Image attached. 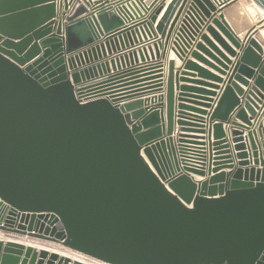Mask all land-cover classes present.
Listing matches in <instances>:
<instances>
[{
    "label": "water",
    "instance_id": "obj_1",
    "mask_svg": "<svg viewBox=\"0 0 264 264\" xmlns=\"http://www.w3.org/2000/svg\"><path fill=\"white\" fill-rule=\"evenodd\" d=\"M238 1L0 0V231L30 243L0 239V264H87L74 253L108 264H264V118L250 129L264 107L254 38L264 0H250L263 18L244 34L207 126L178 111L184 133L172 136L174 91L187 78L169 60L164 83L161 69L172 36L179 57L199 34L226 59L201 29L235 56L221 36L241 44L221 11ZM233 77H253L251 117L234 112L242 123L229 118L242 94ZM214 118L231 125L236 154Z\"/></svg>",
    "mask_w": 264,
    "mask_h": 264
},
{
    "label": "crops",
    "instance_id": "obj_2",
    "mask_svg": "<svg viewBox=\"0 0 264 264\" xmlns=\"http://www.w3.org/2000/svg\"><path fill=\"white\" fill-rule=\"evenodd\" d=\"M94 1V0H92ZM150 0H145L146 3H148ZM170 0H166V3H168ZM218 9L220 8L219 6H216ZM90 8V6L88 7ZM165 7L163 8V10L160 12V14L158 15V19L160 18L161 14L163 13ZM90 10V9H89ZM255 12H254V11ZM69 10H64L63 7L59 8L56 12V14L60 17L62 15V13L64 12H68ZM222 13H224V18L225 20L230 24V26L233 28V30L236 32V37L238 39V41L241 44V47H235L225 36H221L225 42L234 50V52L236 53L235 56L231 55L230 53H228L220 44L219 42L213 37L211 36L206 29H201V31L203 33H206L208 36V39L222 52V54L226 57V59L221 58L206 42H204L201 39V36L195 35L193 37H191L190 41L188 40L189 44H186L185 46H183V53L182 56L179 57L172 49L171 47L173 46L171 44L173 37H171L170 42L168 44L167 50H166V54H165V59L164 62L161 63V69H162V74H163V82L165 83V79H166V75H167V63L169 60H172L174 62V70L177 71L178 73V78L180 79L182 76H185L187 78L186 81H182L179 80L177 81V88L175 89V103H174V132L172 134V136H176L177 133H184L182 131H179L180 129V125L177 123V120H179L178 114L176 112H182L188 115H194V116H198V117H202L205 118V126H207V120H208V114L211 111L212 107L215 104V101L217 100L218 95L220 94V91L222 89V87L224 86V83L227 79V77L230 74V70L232 68L233 63L235 62V60L237 58L240 57L242 49L244 48L243 44H244V34L246 33V31L255 26L259 20H261L263 18V16L261 15V13L256 10L253 9V6L251 4V2L249 0H239L238 2L231 4L229 6H227L226 8L222 9L221 11ZM184 14V13H183ZM213 14H215V16L217 17L219 15V12L216 11ZM255 15V16H254ZM57 18V17H56ZM182 18V16H181ZM209 24H212L211 22ZM213 25V24H212ZM178 26V25H177ZM214 26V25H213ZM214 28H216L214 26ZM216 30H218L216 28ZM264 31V30H261ZM260 31V32H261ZM254 38H256V40L258 41V43L263 46L264 45V36H260L259 33H257L256 35H254ZM196 43H201L203 44V46H205L209 52H204L202 50H198L195 48ZM136 46H141V45H136ZM162 48L159 49V53L161 55L162 53ZM197 52L200 56H202V58H205L206 60H208L209 62H211L212 64H214L219 70L211 67L210 65L206 64L205 62L199 60L197 57L192 55V52ZM211 54L213 56H215L216 58H218V60H220V64L217 63V61H215V59H213V57L211 56ZM185 61H191L194 64H197L198 66L206 69L207 71H209L210 73L214 74L217 76V78H207L205 76H201L198 71L193 68V67H186L184 65ZM184 74V75H182ZM236 74H239L240 76H242L243 78H247L246 75H244L241 72H237ZM199 82H204L206 85H200L201 83ZM232 82H234L236 85H238L241 89H242V94H238V98L240 99V101H238V103H236L233 107L232 113L229 115V118L233 121L242 123L240 121V119H238L235 115L234 112H236L238 109H244L246 115L248 117H251L249 115V112L245 109V102H247V97L250 98V94H251V87L253 85V77L252 78H248V84L247 85H243L242 83H240L237 79H235V77H233ZM181 86H186L185 89H183L181 91ZM164 88L165 86H163V90L161 91H157L155 93H146L144 95H141L140 98L144 99L150 96H154V95H159V94H164ZM178 94H182L186 97H184L183 99L186 101H180L178 100ZM180 104H185L186 106H191L190 108H182V109H178L180 106ZM258 104V108L255 109L256 112V116L250 119V122L252 123L250 126V129H253V125L255 124V119L258 115V119H262L264 118V107L261 110L262 106L260 103H256ZM193 108H199L202 110H205L204 114H199L196 113L197 111H193ZM261 110V111H260ZM187 116V115H186ZM189 118V117H188ZM214 123H219L221 122L222 127L225 131V138L228 143L230 144V149H232L231 154H236V150L233 149V145L234 143L231 141V135H230V127L231 125L229 123H226L225 121H220L219 119L214 118L212 120ZM207 129V127H206ZM247 129L244 130L243 136L246 135ZM186 134H190V135H197V136H206L207 134H201V133H194V132H189ZM213 140V138H212ZM258 140H260V138L258 137ZM233 159L236 161H238V159H236V157H233ZM223 171H229V168H223L221 169ZM213 174V173H212ZM194 176V178L196 180H202L205 177H201V176H197V175H191ZM6 234V237L3 238V241H7V240H15L17 242H22L25 246H28L27 241H25L27 239V237L23 236V235H19V234ZM10 236V237H9ZM33 246H36V248H40V246L33 244Z\"/></svg>",
    "mask_w": 264,
    "mask_h": 264
},
{
    "label": "bare ground",
    "instance_id": "obj_3",
    "mask_svg": "<svg viewBox=\"0 0 264 264\" xmlns=\"http://www.w3.org/2000/svg\"><path fill=\"white\" fill-rule=\"evenodd\" d=\"M251 4H253V3L251 2ZM253 9L258 10L261 13V15L263 16V12L257 6L254 5ZM259 35L261 37L264 36V31L259 32ZM59 253L63 254L62 252H59ZM73 257L78 258V259L82 260L83 262H85L87 264H108V263H105V262H102V261H98V260H95V259L82 258V256H79L78 254H75V253L73 254Z\"/></svg>",
    "mask_w": 264,
    "mask_h": 264
},
{
    "label": "built area",
    "instance_id": "obj_4",
    "mask_svg": "<svg viewBox=\"0 0 264 264\" xmlns=\"http://www.w3.org/2000/svg\"><path fill=\"white\" fill-rule=\"evenodd\" d=\"M109 1H112V0H109ZM4 237H6V234L3 231H0V239H3ZM75 254H78L79 256H82V258H90V257H88L86 255H83V254H80V253H75ZM90 259H93V258H90Z\"/></svg>",
    "mask_w": 264,
    "mask_h": 264
},
{
    "label": "rangeland",
    "instance_id": "obj_5",
    "mask_svg": "<svg viewBox=\"0 0 264 264\" xmlns=\"http://www.w3.org/2000/svg\"><path fill=\"white\" fill-rule=\"evenodd\" d=\"M250 1V0H249ZM253 8H254V5L252 4ZM254 11V10H253ZM255 12V11H254ZM255 16V15H254Z\"/></svg>",
    "mask_w": 264,
    "mask_h": 264
}]
</instances>
